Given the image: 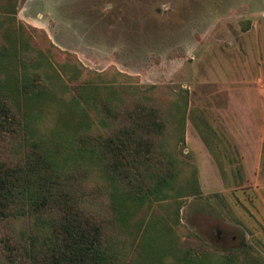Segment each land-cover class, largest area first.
Listing matches in <instances>:
<instances>
[{"label": "rangeland", "instance_id": "obj_1", "mask_svg": "<svg viewBox=\"0 0 264 264\" xmlns=\"http://www.w3.org/2000/svg\"><path fill=\"white\" fill-rule=\"evenodd\" d=\"M15 12L31 56L44 52L70 93L53 85L36 133L0 130V158L32 156L39 139L69 157L82 206L127 264H264V0H17ZM81 84L98 98L88 113L103 132L123 121L108 98L165 113L155 141L176 144L186 193L120 218L71 151L77 115L65 102ZM171 120L184 123L183 140ZM191 178L197 189L182 191Z\"/></svg>", "mask_w": 264, "mask_h": 264}, {"label": "trees", "instance_id": "obj_2", "mask_svg": "<svg viewBox=\"0 0 264 264\" xmlns=\"http://www.w3.org/2000/svg\"><path fill=\"white\" fill-rule=\"evenodd\" d=\"M16 1L0 0V130L10 127L19 133L24 125L33 134L39 130L35 108L54 98L53 85L69 89L57 73L47 70L44 52L31 56L15 18ZM76 90L65 102L77 115L71 151L86 159L88 174L94 172L106 183L120 218L168 194L186 193L177 190L181 183L176 144L155 141L166 132L165 113L142 98L128 106L108 98L111 109H105L118 111L124 122L103 132L104 125L98 126L88 113L89 104L97 106L98 98L88 93L86 84ZM172 120L171 130L180 129L178 139L183 140L184 123L177 127ZM39 140L42 150L33 149L32 156L0 158V264H127L82 206L80 185L72 182L77 176L66 167L69 157ZM185 180L182 191L193 181L191 187L197 189L194 178Z\"/></svg>", "mask_w": 264, "mask_h": 264}]
</instances>
